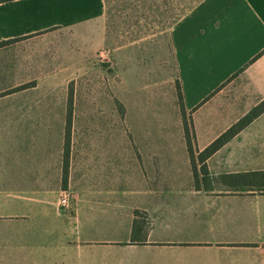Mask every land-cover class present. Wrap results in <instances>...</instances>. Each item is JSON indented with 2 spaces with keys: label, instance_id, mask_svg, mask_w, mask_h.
Listing matches in <instances>:
<instances>
[{
  "label": "crops",
  "instance_id": "1",
  "mask_svg": "<svg viewBox=\"0 0 264 264\" xmlns=\"http://www.w3.org/2000/svg\"><path fill=\"white\" fill-rule=\"evenodd\" d=\"M106 13L107 0L0 3V43L10 42L0 47V69L32 59L35 42L61 50L62 37L71 36L97 48ZM172 23V73L156 71L150 81L152 74L129 67L123 87L112 90L117 102L93 106L108 109L114 130H78L83 117L72 112L66 188V113L0 115V123L44 124L39 133L0 132V264H264V194L219 180L210 191L196 189L175 89L179 82L198 151L262 103L264 0H202ZM4 90L0 79V100ZM206 166L216 179L264 171V112ZM62 191L68 209L59 205ZM134 221L144 232L132 242Z\"/></svg>",
  "mask_w": 264,
  "mask_h": 264
},
{
  "label": "rangeland",
  "instance_id": "2",
  "mask_svg": "<svg viewBox=\"0 0 264 264\" xmlns=\"http://www.w3.org/2000/svg\"><path fill=\"white\" fill-rule=\"evenodd\" d=\"M200 1L107 0L106 23L104 28L101 27L104 38L97 48L94 45V48L84 46V43L82 46L78 38L71 36L62 37L61 50H57V44L35 42L32 44V59H19L18 68L13 71L0 69L5 89L1 97L3 100H0V115L50 116L52 119L65 116L71 92L72 104L77 106L72 107V112L83 117L78 121V130L103 133L114 130L112 126L108 127L113 121L105 113L108 109L93 106L96 103L106 106L107 101L117 102L112 90L123 87V72L129 67V71L152 74L153 79H148L150 81L156 80L153 75L161 70L164 74L172 73L168 30L176 17ZM97 32L87 34L99 39ZM72 42L81 46L82 50L76 53ZM11 78L18 79L17 86H13ZM12 86L21 88L10 91L8 88ZM24 101L35 104L30 107L14 106ZM115 110L122 116L120 104L116 103ZM100 111L103 112L102 118L99 117ZM25 122L0 123V132L20 128L23 133H39L44 127L42 123ZM48 124L53 133L56 124ZM116 127V131L123 130L119 123Z\"/></svg>",
  "mask_w": 264,
  "mask_h": 264
},
{
  "label": "trees",
  "instance_id": "3",
  "mask_svg": "<svg viewBox=\"0 0 264 264\" xmlns=\"http://www.w3.org/2000/svg\"><path fill=\"white\" fill-rule=\"evenodd\" d=\"M9 1H13V0H0V3L9 2ZM9 43L10 42H2L0 43V47H3ZM20 88H17L15 90H19ZM176 89L178 95V103L182 116L184 137L186 141L188 155L190 158L192 174L196 189L197 190L203 189L205 191H210L211 184L214 181L219 180L229 190L241 191V192H256V193L264 194V171L233 174V175H222L216 179L210 176L206 166V160L212 154H214L217 150H219L240 130H242L256 117H258L260 114L264 112V101L255 108H253L248 115H246L241 120H239L233 127H231L229 130L223 133L208 147H206L202 151H198V149L195 146L191 117L187 115L183 107V96L181 93L179 82H176ZM71 124H72V93L69 92L67 114L65 121V131H64V151H63V160H62L63 188H66L67 185ZM143 232H144V228L142 227V224H139V222L134 221L132 227V242L135 241V238L137 237L138 234L140 233L142 234Z\"/></svg>",
  "mask_w": 264,
  "mask_h": 264
},
{
  "label": "built area",
  "instance_id": "4",
  "mask_svg": "<svg viewBox=\"0 0 264 264\" xmlns=\"http://www.w3.org/2000/svg\"><path fill=\"white\" fill-rule=\"evenodd\" d=\"M69 198H70V194L68 192L62 191L60 193L59 205L61 208L68 209L70 207Z\"/></svg>",
  "mask_w": 264,
  "mask_h": 264
}]
</instances>
